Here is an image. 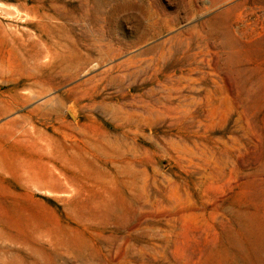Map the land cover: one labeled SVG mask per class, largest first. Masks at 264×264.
<instances>
[{
    "label": "rangeland",
    "instance_id": "1",
    "mask_svg": "<svg viewBox=\"0 0 264 264\" xmlns=\"http://www.w3.org/2000/svg\"><path fill=\"white\" fill-rule=\"evenodd\" d=\"M46 31L78 61L35 83ZM0 32V264H264V0H0Z\"/></svg>",
    "mask_w": 264,
    "mask_h": 264
},
{
    "label": "bare ground",
    "instance_id": "2",
    "mask_svg": "<svg viewBox=\"0 0 264 264\" xmlns=\"http://www.w3.org/2000/svg\"><path fill=\"white\" fill-rule=\"evenodd\" d=\"M45 34L51 42L50 49H38L35 53L34 59L35 61H38L39 58L47 52L50 54V61L47 63L46 71H40V73H37L34 76L37 78L35 83L42 80L48 83L54 82L56 72L53 68L56 67H60L63 78H68V76H70L68 75L70 67L78 61V54L76 50L78 46L81 45L78 38H76V40H72L70 36H68L67 31H46ZM54 36L58 38V41L53 40ZM21 40L23 39L13 33L4 35L0 32V65H4L6 63L8 60V54H11L14 50L17 51V48L22 47ZM55 47H58V50L53 51ZM1 72L2 66H0V73ZM17 87L18 85L14 87L15 91L18 89ZM40 114L43 115L44 113Z\"/></svg>",
    "mask_w": 264,
    "mask_h": 264
}]
</instances>
